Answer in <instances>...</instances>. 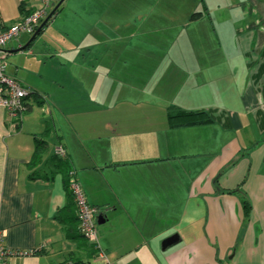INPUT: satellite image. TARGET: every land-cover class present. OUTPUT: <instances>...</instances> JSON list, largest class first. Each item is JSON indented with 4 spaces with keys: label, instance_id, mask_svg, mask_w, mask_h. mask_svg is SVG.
Wrapping results in <instances>:
<instances>
[{
    "label": "crops",
    "instance_id": "crops-1",
    "mask_svg": "<svg viewBox=\"0 0 264 264\" xmlns=\"http://www.w3.org/2000/svg\"><path fill=\"white\" fill-rule=\"evenodd\" d=\"M66 1L34 39L23 34L6 45L7 73L31 94L18 125L0 107V230L13 250L39 248L12 263L61 264L72 257L98 264L93 247L68 238L69 222L55 219L67 205L73 171L98 209L97 223L103 220L99 248L115 264H264V20L250 9L248 23L236 30L235 57L221 42L215 53H198L208 62L219 55L211 64L198 63L188 47L177 52L158 38L156 45L143 40L140 49L155 61L152 78L138 77L146 95L140 103L147 108L152 101L157 112L119 119L115 97L129 100L133 78L121 73L118 60L126 62L131 39L147 38L145 24L157 27L161 17L145 16L143 29L122 30L115 0H80L73 15L63 12ZM38 6L39 0H0V25ZM126 16L131 22L130 14L122 21ZM238 55L243 65L229 60ZM19 56L50 66L31 82L37 86L23 81L17 67L9 72V59ZM176 110L205 112L211 122L172 127L168 114ZM44 134L40 162L29 166L34 137ZM58 145L65 158L55 155ZM243 195L251 204L248 219ZM172 236L177 240L164 248Z\"/></svg>",
    "mask_w": 264,
    "mask_h": 264
},
{
    "label": "rangeland",
    "instance_id": "rangeland-1",
    "mask_svg": "<svg viewBox=\"0 0 264 264\" xmlns=\"http://www.w3.org/2000/svg\"><path fill=\"white\" fill-rule=\"evenodd\" d=\"M79 1L80 0H67L66 2L68 5L63 12L72 14V10L76 9ZM115 3L114 9L117 14L115 17L116 25L122 30L123 28L132 31L143 29V22L140 23L139 20L141 18L144 19L145 16L157 15L161 17L160 20L156 22L158 24L157 27L147 21L144 27L148 29L147 38L142 39L139 35H136L137 38H132L131 45H133V47L130 51H127L125 55L127 61H123L124 57L118 60L117 64L121 73H125V75L131 74L133 78V87L131 90L129 89V91H131L129 100L123 102L121 97H115V111L113 113L118 114L119 119L122 116L129 115V113L157 112L156 107H154L155 104L152 101V104L147 108L142 107L140 103L141 100H145L144 98H146V95L140 92L139 87L141 85L139 84L140 78L138 77L141 75L147 80L152 78L151 75L154 74L153 62L155 61V55L148 51L146 53L145 50L143 51L140 49V47H142L140 45H143L141 43L143 40L148 42V45H156L153 40L158 38L157 41H161L159 46H174L177 52H181L184 48L188 47L189 50L191 49V53L193 52L194 55L197 53L196 60L198 63L202 61L201 64H211V62L220 61L219 55H212L211 62H208V59L204 60L205 57L203 58V55L198 53L202 49H207V51L210 50L211 53H215L220 49L221 42L223 47H226L227 50L229 49V51L232 52V57H235L233 53L238 46L235 35L236 30L248 23L245 21H249L246 17L250 9H255L253 12L254 19L256 17V19L259 18L264 20V0H115ZM126 6L129 7V9L124 12L123 10L126 9ZM129 14L132 15L130 18L131 22L128 23V16H126V23H124L122 17L124 19V15ZM192 15H202L203 17L199 21H194L191 19ZM14 55L15 54H11V56ZM181 57L184 56L182 55ZM232 57H229V60L233 61V63L237 62L238 65H240V63L242 65L244 64V57L241 60L238 55V60L236 61L232 59ZM29 58L31 57L19 56V58L14 61L10 58L8 70L12 72L14 69L16 70L17 67V74L23 81L28 84H32L33 82L38 83L40 81L39 72L44 71L48 73L51 68L50 66L46 68L38 67L36 63ZM50 59L57 61L58 58L54 57ZM141 67L142 70L140 69ZM158 72H161V70ZM163 72L166 73L168 71ZM166 78L169 79L170 77L166 76ZM43 82H45L47 86L54 88V85L45 78ZM143 84L144 82H142V85ZM32 85L37 86L38 84ZM115 86L117 85L115 84ZM167 94L169 96V92ZM183 95H185L184 92L180 93L179 99ZM114 101H110V103ZM153 101H155V99ZM141 107L142 109H140ZM99 111L100 108H97L96 113H100ZM25 112H27V109ZM101 113L107 112L103 111ZM98 226L99 224H97V227ZM87 242L89 243V241Z\"/></svg>",
    "mask_w": 264,
    "mask_h": 264
},
{
    "label": "built area",
    "instance_id": "built-area-1",
    "mask_svg": "<svg viewBox=\"0 0 264 264\" xmlns=\"http://www.w3.org/2000/svg\"><path fill=\"white\" fill-rule=\"evenodd\" d=\"M39 1L40 6L17 22L7 27L0 25V107L4 109L14 125H18L21 116L27 109V98L31 94V90L21 80L7 73L8 52L6 45L9 41L18 39L23 34L33 35L40 28L51 13L55 0ZM54 153L58 158L67 156L62 145L56 146ZM69 174L72 176L70 189L76 205L80 233L97 250L98 264H115L98 245L97 207L88 202L81 184L74 178L75 172L70 171ZM37 250L39 248L34 250H13L9 248L5 245L4 236L0 230V264H14L12 258L33 255Z\"/></svg>",
    "mask_w": 264,
    "mask_h": 264
},
{
    "label": "trees",
    "instance_id": "trees-1",
    "mask_svg": "<svg viewBox=\"0 0 264 264\" xmlns=\"http://www.w3.org/2000/svg\"><path fill=\"white\" fill-rule=\"evenodd\" d=\"M24 3L21 4V9H23ZM43 29H41L42 31ZM40 31V32H41ZM168 122L170 126L172 127H182V126H193V125H200V124H206L211 122V118L207 115L205 112H194V111H186V110H176L174 112H170L168 114ZM46 134L41 136H35V151L32 157V160L29 164V166H34L40 162V155L42 150L44 149L46 145ZM68 190V202L67 205L58 210L55 214V219H57L59 222H69V229L67 230L68 238L71 239H84L86 238L80 233L79 230V222L78 217L76 215V205L74 202V197L72 194V191L70 189V182L66 185ZM233 192V191H229ZM243 209L245 218L248 219L251 212V204L246 198L245 195H243ZM94 252H97L94 245L90 244ZM61 264H87L83 260L79 258H69L65 262Z\"/></svg>",
    "mask_w": 264,
    "mask_h": 264
},
{
    "label": "water",
    "instance_id": "water-1",
    "mask_svg": "<svg viewBox=\"0 0 264 264\" xmlns=\"http://www.w3.org/2000/svg\"><path fill=\"white\" fill-rule=\"evenodd\" d=\"M64 2V0H59V2L57 3V5L55 6V8L51 11V13L49 14V16L45 19V21L42 23V25L40 26V28L33 34V37L32 39H34L41 31V29H43L47 24H48V21L49 19H51L55 12L58 10V8L60 7V5ZM103 223V220H101L100 218H98V224H101ZM177 240V237L176 236H172V237H169L168 239H166L164 242H163V247H167L168 245L174 243L175 241Z\"/></svg>",
    "mask_w": 264,
    "mask_h": 264
}]
</instances>
